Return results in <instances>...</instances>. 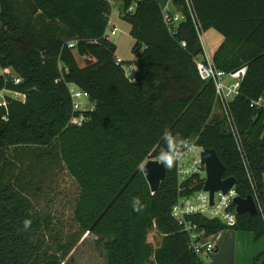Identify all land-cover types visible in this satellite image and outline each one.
<instances>
[{
    "label": "trees",
    "instance_id": "obj_1",
    "mask_svg": "<svg viewBox=\"0 0 264 264\" xmlns=\"http://www.w3.org/2000/svg\"><path fill=\"white\" fill-rule=\"evenodd\" d=\"M133 1H122L121 18L134 39L135 82L115 64L109 0H30L27 13L15 0H0V68L20 79L0 75V91L24 95L0 97V264H66L84 234L103 242L108 264H202L171 216L175 166L155 192L140 170L166 147L165 130L213 149L237 196L252 195L264 210V113L249 106L264 98V0H191L202 30L224 37L212 57L216 67L245 68L231 110L249 175L221 115L213 114L214 86L200 75L203 49L183 0H171L168 12L183 18L170 24L163 19L167 0H136L127 12ZM69 83L94 104L81 126L69 122ZM63 173L77 188L72 229L46 200ZM193 221L205 237L222 230L248 231L255 240L264 234L259 211L237 213L231 227ZM153 227L161 236L155 248L147 241Z\"/></svg>",
    "mask_w": 264,
    "mask_h": 264
},
{
    "label": "built area",
    "instance_id": "obj_2",
    "mask_svg": "<svg viewBox=\"0 0 264 264\" xmlns=\"http://www.w3.org/2000/svg\"><path fill=\"white\" fill-rule=\"evenodd\" d=\"M183 3L191 18L197 38L203 49L202 58H198L200 75L206 81L212 82L214 86L215 106L218 108L219 114L223 119L225 130L233 137L242 166L246 174L249 175L248 159L243 148L237 123L231 110V103L239 94L245 68L241 67L232 72H225L216 67L212 56H209L207 53L203 38L204 31L193 10L192 1L183 0ZM135 6L136 0L133 1L131 6L127 9V12H132ZM124 12V9H121L120 15ZM181 18H183V15L180 11L175 10L169 13L163 7V19L167 24L173 23V21L180 20ZM106 33L107 38L110 39L111 36L117 33V29L115 26H111ZM181 44L184 46L185 42ZM68 47H74V42L68 43ZM115 64L119 65L124 70L126 77L127 72L131 71L133 74L128 80L135 82V68L133 69L132 65L126 64L124 60L119 57H115ZM3 74L4 72H1V75ZM12 79L15 83L20 81L18 77H12ZM67 88L73 112L69 122L72 125L81 126L89 120L88 113L94 109V104L88 100V93L79 86L69 83ZM12 94L14 98L24 101V95L21 93L12 91ZM249 106L264 113V98L259 97L252 100ZM184 141L186 142L185 148L183 149L184 155L182 159L177 161L174 165L177 198L171 207V216L181 227V231L187 234L189 247L199 257L202 264H208L204 263V258L214 251V244L207 240L208 237L204 236L203 232L193 220L194 218L202 217L208 220H218L227 227L233 226L236 223L237 215L234 204L237 192L234 186H232L225 193L220 190L215 191L212 199H210L209 192L203 190L206 180V165L202 161L201 155L205 148L197 142L196 137L187 138ZM256 206L257 210L261 213L264 223V210L260 203H257Z\"/></svg>",
    "mask_w": 264,
    "mask_h": 264
},
{
    "label": "rangeland",
    "instance_id": "obj_3",
    "mask_svg": "<svg viewBox=\"0 0 264 264\" xmlns=\"http://www.w3.org/2000/svg\"><path fill=\"white\" fill-rule=\"evenodd\" d=\"M15 2L17 6L25 10L26 13L30 11V0H15ZM112 6L113 7L109 14V22H112V24L115 25L117 33L114 36H111L110 39L116 44L115 55L124 60V62H128L129 65H132L134 56L131 53V48L134 43V39L129 34V24L121 18L120 14L122 8L120 5L115 4ZM110 23L108 24L107 29H110ZM83 59L81 58L78 60L81 63L83 62ZM9 76L12 78L15 75L12 76L10 74ZM2 96V91H0V97ZM11 97H13V94ZM213 114H217L218 116L220 115L216 106L213 109ZM152 160H158V158H152ZM146 161L148 160H145L142 165H144ZM48 188L50 192L46 195V200H48V203H50V201H54L55 203L52 205V211H56L58 217L63 220L66 227L67 225H70V229L74 228V224L72 225L70 222L71 207L77 192L75 183L68 175L63 173L59 174L56 180L50 184ZM40 201H42V199ZM43 202L44 201L41 202L42 205H44ZM227 233H229L227 230L223 231L220 233V236L226 235ZM160 238L161 236L158 235L155 227H153L147 235V241L154 248L160 245ZM212 238L208 237L207 240L213 243ZM213 253L214 251L204 258V263L213 264L211 263ZM224 253L226 257H230L233 254L230 249ZM66 264H108L103 242H99L93 235L84 234L80 242L69 254L66 259Z\"/></svg>",
    "mask_w": 264,
    "mask_h": 264
},
{
    "label": "crops",
    "instance_id": "obj_4",
    "mask_svg": "<svg viewBox=\"0 0 264 264\" xmlns=\"http://www.w3.org/2000/svg\"><path fill=\"white\" fill-rule=\"evenodd\" d=\"M123 0H109L110 9H112V5H120L122 8ZM164 8L168 11L171 10V0H167ZM109 18V17H108ZM110 23V22H109ZM108 23V24H109ZM111 26H115L110 23ZM130 29V25H129ZM108 30V29H107ZM129 31V30H128ZM204 43L207 49V53L209 56L213 57V54L217 50V48L224 41V37L214 29H209L204 31L203 33ZM116 47L114 41H112ZM116 56V55H115ZM117 57V56H116ZM134 59V58H133ZM133 69L135 66L132 64ZM3 75H12L14 76L10 70L0 68ZM3 96H11L12 91L9 90H1ZM2 96V97H3ZM264 180V179H263ZM226 231V230H223ZM220 231L216 234H213L208 237H213L212 241L214 244V253L211 258V263L213 264H264V234L257 240L254 239V236L251 232L248 231H236V230H227L229 233L226 235L220 236ZM231 250L233 253L230 257H226L225 253L228 250Z\"/></svg>",
    "mask_w": 264,
    "mask_h": 264
},
{
    "label": "water",
    "instance_id": "obj_5",
    "mask_svg": "<svg viewBox=\"0 0 264 264\" xmlns=\"http://www.w3.org/2000/svg\"><path fill=\"white\" fill-rule=\"evenodd\" d=\"M179 21V20H178ZM85 63L92 62L91 59H84ZM132 72H127V78L132 76ZM202 161L206 165V180L203 186V190L208 191L210 199H212L213 193L215 191L227 192L235 184V179L233 177L223 178L225 172L224 164L219 160L216 152L213 149H205L202 152ZM146 168V172L143 175L149 185L152 192L159 189L161 182L165 178L166 167L160 163L158 160H148L142 165ZM235 209L237 213H249L251 215H256L258 210L254 198L252 195H248L245 198L237 196L234 199Z\"/></svg>",
    "mask_w": 264,
    "mask_h": 264
},
{
    "label": "clouds",
    "instance_id": "obj_6",
    "mask_svg": "<svg viewBox=\"0 0 264 264\" xmlns=\"http://www.w3.org/2000/svg\"><path fill=\"white\" fill-rule=\"evenodd\" d=\"M164 140L166 147L161 150L158 160L162 163L166 168H172L177 161L182 159L184 152L183 149L185 148L186 142L180 136L179 133L172 134L168 130H165L164 133ZM141 171L146 172V168H141ZM132 207L134 211H140L143 207L139 197H134L132 200ZM31 221L25 220L24 227L27 229L30 227Z\"/></svg>",
    "mask_w": 264,
    "mask_h": 264
}]
</instances>
